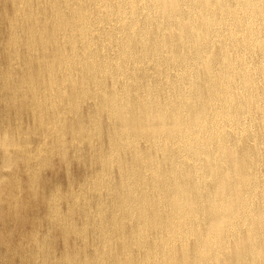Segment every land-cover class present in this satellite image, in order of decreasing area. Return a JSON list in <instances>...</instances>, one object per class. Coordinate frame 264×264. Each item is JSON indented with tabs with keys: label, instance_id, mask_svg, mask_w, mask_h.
Returning <instances> with one entry per match:
<instances>
[{
	"label": "bare ground",
	"instance_id": "6f19581e",
	"mask_svg": "<svg viewBox=\"0 0 264 264\" xmlns=\"http://www.w3.org/2000/svg\"><path fill=\"white\" fill-rule=\"evenodd\" d=\"M49 5L58 26L75 34L62 86L87 95L88 80L112 121L105 163L121 170L122 194L110 223L119 233L122 220L136 219L122 254L161 227L133 264H264V0H62L64 12ZM149 68L159 84L148 83ZM121 146L139 156V170L122 171ZM124 189L134 196L127 200Z\"/></svg>",
	"mask_w": 264,
	"mask_h": 264
},
{
	"label": "rangeland",
	"instance_id": "374dc122",
	"mask_svg": "<svg viewBox=\"0 0 264 264\" xmlns=\"http://www.w3.org/2000/svg\"><path fill=\"white\" fill-rule=\"evenodd\" d=\"M52 3L63 11L62 0H0V264H133L153 245L162 228L149 230L145 245L132 244L129 255L122 254V245L132 238L136 219L122 220L119 233L112 223V218L117 220L112 212L114 201L122 194L121 170L114 163H105L112 121L96 105L92 92L95 88L88 80L87 95L70 82L62 86V66L71 48L68 40L75 34L69 26H65L68 30L58 26L49 5ZM148 72V83L159 84L160 78L154 76L153 70L149 68ZM146 73L140 70L137 75ZM94 77L100 78L98 74ZM102 81L108 86L109 78ZM136 142L143 153H148L143 138ZM129 149L119 148L122 171L130 167L139 170L140 158ZM143 188V184L136 185V191ZM124 190L127 200L134 196L132 190ZM102 234L110 235L105 244Z\"/></svg>",
	"mask_w": 264,
	"mask_h": 264
}]
</instances>
